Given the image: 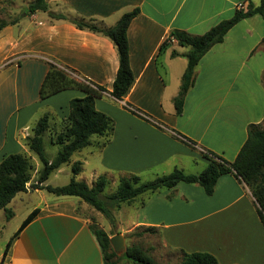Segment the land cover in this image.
Listing matches in <instances>:
<instances>
[{
  "label": "crops",
  "instance_id": "0c3cea01",
  "mask_svg": "<svg viewBox=\"0 0 264 264\" xmlns=\"http://www.w3.org/2000/svg\"><path fill=\"white\" fill-rule=\"evenodd\" d=\"M18 1L31 0L0 3ZM45 2L52 11L104 27L138 7L127 28L134 79L122 99L109 93L118 54L113 41L103 34L51 18L41 10L4 26L0 30V161L11 153L30 155L25 139L37 119L47 113L50 125L59 130L69 100L85 95L80 88L69 87L40 97L52 62L94 87H105L94 105L113 120L114 128L102 146L98 145L102 139L92 135V144L83 147L89 148L86 154L77 159L82 161V170L74 178L88 185L100 174L114 184L122 175L152 171L155 177L174 167L199 173L208 162L203 153L232 161L246 139L247 125L264 119V21L260 14L241 19L201 57L181 114L175 113L173 98L187 64L188 47L175 39L161 46L173 28L201 34L230 17L236 3L243 2L247 9L250 3L259 4L255 0ZM172 51L177 54L172 56ZM85 163L90 164V177L83 173ZM29 183L15 197L36 193L39 199L32 209L37 207L38 212L12 240L1 264H103L90 229L91 206L74 195L48 197L42 188ZM257 208L245 183L226 172L210 195L198 183L186 182L145 194L136 205L137 217L126 229L156 226L161 246L206 251L219 264H264V223Z\"/></svg>",
  "mask_w": 264,
  "mask_h": 264
},
{
  "label": "trees",
  "instance_id": "16d2710c",
  "mask_svg": "<svg viewBox=\"0 0 264 264\" xmlns=\"http://www.w3.org/2000/svg\"><path fill=\"white\" fill-rule=\"evenodd\" d=\"M36 10L46 11L51 18L68 20L79 28L103 34L113 41L118 54V68L109 93L116 99H122L134 79L130 67L127 28L132 18L139 12V8L135 7L124 12L114 25L104 27L92 21L70 18L62 12L52 11L45 0H31L26 10L19 15L11 19L0 17V30L4 26L18 21L24 14H30ZM255 13L260 14L264 21V0H260L258 5L250 3L247 9L236 8L230 17L220 20L201 34H192L178 28L170 30L168 37L161 44L162 47L171 38H174L179 45L188 47V51L185 53L187 64L181 76L178 93L173 98L176 114L182 113L185 94L194 82V68L201 57L214 44L222 42L228 30L237 22ZM261 43L264 47V34ZM176 54L175 51L171 53L172 56ZM69 87L80 88L85 92V95L69 100L68 114L60 129L54 130V127L50 125L48 114L44 113L35 122L32 134L25 139L28 149L34 152L42 163L36 181L29 183L31 187L42 188L56 195L78 196L113 223L112 209L118 207L122 202L131 203L142 193H152L161 188H172L178 182H186L198 183L204 192L210 195L214 191L218 178L226 172H233L250 190L258 205V215L264 223V119L262 122L247 125L246 139L232 161L214 153L204 154L208 162L199 173H190L182 168L174 167L170 172L157 175L147 181H142L137 174L122 175L119 176L114 191L102 194L108 183L107 177L103 174L98 175L92 185H88L84 180L75 179L74 176L82 170V161L75 160L71 164L72 177L67 183L63 185L44 183L54 170L60 168L62 164L70 162L74 152L92 144V135H97L102 139L98 142V145L102 146L109 141L114 128L113 120L104 112L97 110L94 105L95 98L102 95L105 87H94L89 81L73 76L70 69L59 67L53 62L49 63V69L40 86V97L44 98ZM46 130L49 131L53 142L59 144V149L51 160L46 157L44 151L42 135ZM32 167L31 156L25 153H11L3 157L0 161V208L6 209L7 204L17 193L27 190ZM37 212L38 208L36 207L21 221L17 230L6 243L0 264L12 240ZM11 213V210H8L7 216L10 217ZM137 228L140 230L134 231L132 234L158 233L156 226H137L135 229ZM90 229L102 251L103 264H121L122 261L132 264H158L149 253V249L152 247L143 248L133 243L127 245L124 253L117 254L110 243V235L117 231H106L94 220L90 223ZM171 250L178 252L180 256L177 264H219L217 258L206 251Z\"/></svg>",
  "mask_w": 264,
  "mask_h": 264
},
{
  "label": "rangeland",
  "instance_id": "374dc122",
  "mask_svg": "<svg viewBox=\"0 0 264 264\" xmlns=\"http://www.w3.org/2000/svg\"><path fill=\"white\" fill-rule=\"evenodd\" d=\"M256 4L259 3V0H255ZM28 3H25L24 1H18L16 3L14 2H9V3H0V17L5 18V19H11L12 17L19 15L23 9L26 8ZM62 110V109H61ZM49 131H45L43 134V144H44V151L45 155L48 159H53L56 155V152L58 151V146L59 144H53L50 142V136H49ZM89 148H83L81 152H75L70 159V162L64 163L61 165L60 168L54 170L48 178L45 180L44 183L50 184V185H63L67 183L71 177H72V172H71V164L74 160L81 159L83 155L86 154L87 150ZM203 151L202 149H200ZM30 156H31V163L33 164V167L31 168V175L34 172V176L32 179H30V183H34L39 175V169L42 167V163L38 159L37 155L30 151L26 150ZM205 152V151H203ZM207 154V153H203ZM91 160V159H90ZM90 164H93V160H91ZM90 164L85 163L84 164V175L90 177ZM38 170V171H36ZM36 172V173H35ZM82 174V173H81ZM155 175V172H147L142 175H140L142 181H147L153 179ZM86 177V178H87ZM117 185L116 183H112L111 181H108L106 184V187L104 188L102 194H109L112 191L115 190ZM248 188V187H247ZM44 194L48 195V197H55L56 194L49 192L45 189H42ZM148 193H142L141 195L137 196L135 198V202L132 207L128 206L130 203L122 202L118 207H114L112 209L113 215H114V222L111 223V221L106 218L101 212L98 210L94 209L93 207H89L88 211L91 215V221L97 222V224L104 229L107 230H112V231H117L121 232L122 230L125 229L124 231V236H125V243L126 245L130 244H138L143 248H149V253L153 256L155 261L158 264H177L179 261V254L176 251H172L171 249L167 247L161 246L159 243V234H148L145 233L143 235H138V234H132L134 231L140 230V228L137 229H126V226L131 223V221L135 220L137 217L135 214L136 211V205L139 200L142 199V197ZM22 195V194H20ZM15 197V196H14ZM13 197V198H14ZM24 198H19V196H16L12 202L7 204L6 209L0 208V259L3 255L5 246L9 238L13 235V233L17 230L18 226L20 225L22 219L24 216L31 210L36 203V201L39 199V196L34 194H28L26 196H22ZM76 197V196H73ZM78 198V197H76ZM133 202V201H132ZM8 210H11V216L8 217L7 213ZM121 230V231H120Z\"/></svg>",
  "mask_w": 264,
  "mask_h": 264
},
{
  "label": "water",
  "instance_id": "95a60500",
  "mask_svg": "<svg viewBox=\"0 0 264 264\" xmlns=\"http://www.w3.org/2000/svg\"><path fill=\"white\" fill-rule=\"evenodd\" d=\"M110 243L113 250L117 254L124 253L127 248V245L125 243V236L121 232H117L110 236Z\"/></svg>",
  "mask_w": 264,
  "mask_h": 264
},
{
  "label": "built area",
  "instance_id": "2783aa9c",
  "mask_svg": "<svg viewBox=\"0 0 264 264\" xmlns=\"http://www.w3.org/2000/svg\"><path fill=\"white\" fill-rule=\"evenodd\" d=\"M236 8H242V9H244V4H243V2H238V3H236ZM171 39H174V38H171ZM140 115H142L143 117H145L146 119H149V117L147 116V115H145V114H143V113H140V112H138Z\"/></svg>",
  "mask_w": 264,
  "mask_h": 264
}]
</instances>
